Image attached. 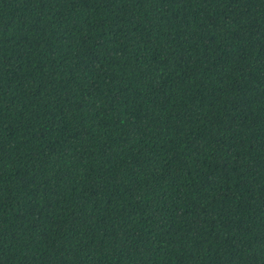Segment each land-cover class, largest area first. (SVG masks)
<instances>
[{
    "label": "trees",
    "instance_id": "trees-1",
    "mask_svg": "<svg viewBox=\"0 0 264 264\" xmlns=\"http://www.w3.org/2000/svg\"><path fill=\"white\" fill-rule=\"evenodd\" d=\"M0 264H264V0H0Z\"/></svg>",
    "mask_w": 264,
    "mask_h": 264
}]
</instances>
